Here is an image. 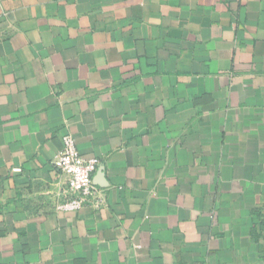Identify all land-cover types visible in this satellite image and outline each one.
Masks as SVG:
<instances>
[{
  "label": "crops",
  "instance_id": "1",
  "mask_svg": "<svg viewBox=\"0 0 264 264\" xmlns=\"http://www.w3.org/2000/svg\"><path fill=\"white\" fill-rule=\"evenodd\" d=\"M0 264H264V0H0Z\"/></svg>",
  "mask_w": 264,
  "mask_h": 264
},
{
  "label": "built area",
  "instance_id": "2",
  "mask_svg": "<svg viewBox=\"0 0 264 264\" xmlns=\"http://www.w3.org/2000/svg\"><path fill=\"white\" fill-rule=\"evenodd\" d=\"M54 167L67 178L63 201L57 208L64 212H77L85 207L101 209L105 196L94 183V173L100 166L97 158L86 159L71 134L63 137V148L56 156Z\"/></svg>",
  "mask_w": 264,
  "mask_h": 264
}]
</instances>
